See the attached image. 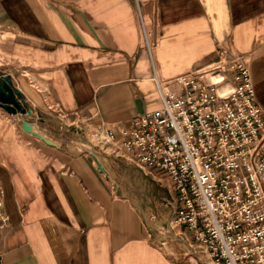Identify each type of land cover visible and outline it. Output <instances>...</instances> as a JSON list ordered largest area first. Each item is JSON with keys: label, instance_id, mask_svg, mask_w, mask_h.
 Listing matches in <instances>:
<instances>
[{"label": "crops", "instance_id": "0c3cea01", "mask_svg": "<svg viewBox=\"0 0 264 264\" xmlns=\"http://www.w3.org/2000/svg\"><path fill=\"white\" fill-rule=\"evenodd\" d=\"M222 48L249 65L264 110V0H0V78L32 110L0 106V264H210L161 231L168 176L136 165L123 184V156L93 133L131 127L162 105L155 77L178 92L171 79Z\"/></svg>", "mask_w": 264, "mask_h": 264}, {"label": "built area", "instance_id": "2783aa9c", "mask_svg": "<svg viewBox=\"0 0 264 264\" xmlns=\"http://www.w3.org/2000/svg\"><path fill=\"white\" fill-rule=\"evenodd\" d=\"M221 53L174 76L178 92L155 77L162 105L117 132L94 127L93 145L166 173L176 204L164 234L210 264H264V110L242 55ZM8 223L0 184V226Z\"/></svg>", "mask_w": 264, "mask_h": 264}, {"label": "rangeland", "instance_id": "374dc122", "mask_svg": "<svg viewBox=\"0 0 264 264\" xmlns=\"http://www.w3.org/2000/svg\"><path fill=\"white\" fill-rule=\"evenodd\" d=\"M53 124H55L57 127H59V132L60 131L61 132L62 131L70 132V130H72L70 128L68 130H66L68 128V123L65 122V121L59 120V121L54 122ZM76 129H78V128L75 126V129L74 130H76ZM92 152L93 153L95 152V154H97L99 156V159L100 158L101 159L104 158V156L106 155L105 153H103V154L101 153L100 154V153H98V152H96L94 150H91V153ZM109 156H110V158H111L112 161H114V162H117L118 161V159L115 158V156H113V155H109ZM97 166H98V164H97ZM120 166H119V169L122 168ZM142 173H143L142 170L140 168H138L136 166V164L132 163L130 160H128V159H126V158L123 157V184L126 183L127 186H129V187L131 186L132 187L131 178L133 176H135V177L138 176L139 177ZM161 173L166 174L164 171H161ZM160 187L163 188V187H168V186H166V184H163L161 182ZM167 200L168 199L163 198V202L164 203L166 202L165 203L166 205L169 204V206L171 208L170 211H166V210L164 211V209H161V211H159V213L161 215L160 218H161V220H163V223L164 224H165V222L167 223V221L169 220L170 216L172 215V209L174 208L173 202H168L167 203Z\"/></svg>", "mask_w": 264, "mask_h": 264}, {"label": "water", "instance_id": "95a60500", "mask_svg": "<svg viewBox=\"0 0 264 264\" xmlns=\"http://www.w3.org/2000/svg\"><path fill=\"white\" fill-rule=\"evenodd\" d=\"M20 90L12 84L11 76L4 75L0 78V106L10 112L21 111L22 113L31 114L32 110L23 105V100L18 98ZM95 161L101 170H105L100 159L94 155Z\"/></svg>", "mask_w": 264, "mask_h": 264}]
</instances>
